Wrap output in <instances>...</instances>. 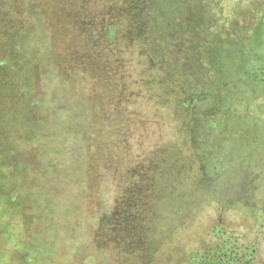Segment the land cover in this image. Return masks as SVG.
I'll use <instances>...</instances> for the list:
<instances>
[{
	"label": "trees",
	"instance_id": "16d2710c",
	"mask_svg": "<svg viewBox=\"0 0 264 264\" xmlns=\"http://www.w3.org/2000/svg\"><path fill=\"white\" fill-rule=\"evenodd\" d=\"M184 2L0 0V264L80 263L110 206L140 230L166 172L155 227L203 204L198 258L264 264V0Z\"/></svg>",
	"mask_w": 264,
	"mask_h": 264
},
{
	"label": "rangeland",
	"instance_id": "374dc122",
	"mask_svg": "<svg viewBox=\"0 0 264 264\" xmlns=\"http://www.w3.org/2000/svg\"><path fill=\"white\" fill-rule=\"evenodd\" d=\"M187 1L188 0H185V2L183 0H177L178 3H187ZM262 22L264 23V13ZM260 131L264 134V129L262 130V127H260ZM187 152L188 151H186L184 147H178V153H180V168L189 173L194 161ZM238 166H240L238 161L228 162L229 169H237ZM162 174L166 175L167 172L160 173L162 179L161 181L157 180L158 182L155 188L153 185L147 184L144 189L145 197L142 200V204L138 205V207H141V209L145 207L146 210L133 209L130 211V214H134V218L137 220L141 219V216H143L141 221V226L143 227H141L140 230L136 227L131 230L128 223H126V225L123 223L124 226L119 225L116 230L117 226L113 227L115 223L112 220V218L116 217L112 216L115 213L111 212V206L108 210L110 221L107 220L104 226L101 225L102 227L100 226L99 229H97V221L92 224L89 222L91 224L90 227L83 225L82 241L84 246L81 247L79 251V259L81 262L78 264L214 263V261L209 262L207 259L198 258L196 254L198 252L205 256V248L203 249L202 245L196 244V242L207 239V217L210 214V209L207 206L203 204H195L194 206L192 204L190 210L186 209L185 213L178 214L176 223L170 224V228L164 231H160V227L154 226V219L152 220L151 216L153 210H155L154 204L160 201L161 197L158 196L163 193V188L166 189L168 187V183L164 182L167 178H164ZM177 178L178 177H176V180ZM230 178L233 182L240 183L244 182L248 176L237 175L235 172ZM35 182L32 180L29 181L31 189L33 183H38V181ZM177 184L179 185V182H177ZM106 188L108 192H114V187L111 183H109ZM113 194H111L112 198L110 195L109 197L115 204L116 201L113 200ZM106 200L108 201L107 205L111 204L108 197ZM123 216L126 217L124 214ZM96 242H100L101 246H97L98 243Z\"/></svg>",
	"mask_w": 264,
	"mask_h": 264
}]
</instances>
